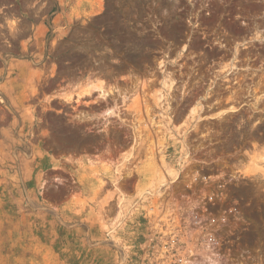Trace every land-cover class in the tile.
Returning a JSON list of instances; mask_svg holds the SVG:
<instances>
[{
    "label": "rangeland",
    "instance_id": "374dc122",
    "mask_svg": "<svg viewBox=\"0 0 264 264\" xmlns=\"http://www.w3.org/2000/svg\"><path fill=\"white\" fill-rule=\"evenodd\" d=\"M0 264H264V0H0Z\"/></svg>",
    "mask_w": 264,
    "mask_h": 264
}]
</instances>
